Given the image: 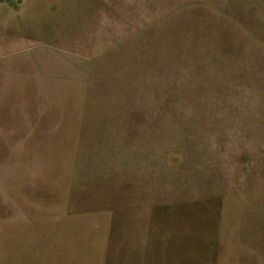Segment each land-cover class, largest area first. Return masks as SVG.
I'll return each instance as SVG.
<instances>
[{
    "label": "rangeland",
    "instance_id": "1",
    "mask_svg": "<svg viewBox=\"0 0 264 264\" xmlns=\"http://www.w3.org/2000/svg\"><path fill=\"white\" fill-rule=\"evenodd\" d=\"M0 264H264V0H0Z\"/></svg>",
    "mask_w": 264,
    "mask_h": 264
},
{
    "label": "crops",
    "instance_id": "2",
    "mask_svg": "<svg viewBox=\"0 0 264 264\" xmlns=\"http://www.w3.org/2000/svg\"><path fill=\"white\" fill-rule=\"evenodd\" d=\"M219 13H220V12H219ZM219 13L216 12L215 14H217V15H219V16H223V13H221V14H219ZM101 24H102V23H101ZM101 24H100V25H101ZM229 24H230V26H235V25L237 26V25H238V23H235V24H234V23H231V22H229ZM113 25H114V27H115V29H116V23H115V24H113V23H112V24H111V23L108 24V28H109L110 32H113V31H114L113 28H112ZM101 29H102V27L98 25V31H99V32L101 31Z\"/></svg>",
    "mask_w": 264,
    "mask_h": 264
}]
</instances>
